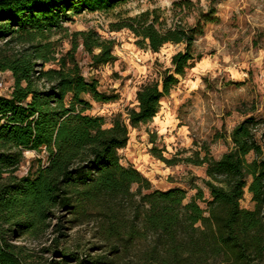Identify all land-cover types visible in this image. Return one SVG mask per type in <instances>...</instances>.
I'll list each match as a JSON object with an SVG mask.
<instances>
[{
    "label": "trees",
    "instance_id": "16d2710c",
    "mask_svg": "<svg viewBox=\"0 0 264 264\" xmlns=\"http://www.w3.org/2000/svg\"><path fill=\"white\" fill-rule=\"evenodd\" d=\"M126 1L0 0L6 46H0V71L14 79L10 94L0 95V264H264V119L249 116L237 124L233 147L220 158H186L206 165L208 198L200 187L188 202L181 187L153 189L119 154L130 127L151 122L180 77L201 60L194 44L215 10L201 12L190 26L159 27L148 11L112 23L154 53L167 43L185 49L160 79L137 91L138 104L126 117L117 113L106 127L103 116L87 113L90 99L118 96L84 75L78 49L97 68L117 60L116 42L94 29L70 33L64 23ZM62 32L71 37L63 53L53 40ZM46 63L54 66L44 69ZM27 151L37 156L19 175ZM151 152L168 165L180 161L157 146ZM246 189L252 209L241 205ZM85 224L92 225L89 238L73 234Z\"/></svg>",
    "mask_w": 264,
    "mask_h": 264
},
{
    "label": "rangeland",
    "instance_id": "374dc122",
    "mask_svg": "<svg viewBox=\"0 0 264 264\" xmlns=\"http://www.w3.org/2000/svg\"><path fill=\"white\" fill-rule=\"evenodd\" d=\"M210 10L215 13L194 44L201 60L180 77L171 94L161 101V109L151 122L130 127L128 144L119 150L121 163L140 170L152 182L153 189H185V202L198 187L209 197L206 165L187 162L186 158L208 153L218 159L232 149L231 132L237 124L249 116L264 119V0H127L110 12L70 15L64 23L70 33L94 29L103 38L116 42L117 60L97 68L91 66L90 55L81 47L77 52L84 75L97 78L101 91L118 96L109 102L90 99L92 105L87 113L103 116L105 126L109 127L117 113L127 116V109L138 104L137 91L160 79L163 71L172 67V56L185 49L184 43H167L154 53L140 47L127 28L113 30L112 23L148 11L151 18L158 16L159 27L190 26L201 12L208 14ZM53 40H60L58 50L62 53L71 48V37L63 39V32ZM0 46L6 47L3 41ZM53 66L46 63L44 69ZM13 85L12 73L0 71V95L10 94ZM153 146L162 149L166 158L176 157L180 161L166 164L153 155ZM36 156L35 151L25 153L19 175L27 172ZM241 205L254 208L247 189ZM91 226L76 227L73 234L89 238Z\"/></svg>",
    "mask_w": 264,
    "mask_h": 264
}]
</instances>
